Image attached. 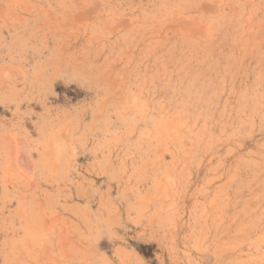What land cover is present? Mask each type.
Returning <instances> with one entry per match:
<instances>
[{
	"label": "rangeland",
	"instance_id": "1",
	"mask_svg": "<svg viewBox=\"0 0 264 264\" xmlns=\"http://www.w3.org/2000/svg\"><path fill=\"white\" fill-rule=\"evenodd\" d=\"M0 264H264V0H0Z\"/></svg>",
	"mask_w": 264,
	"mask_h": 264
},
{
	"label": "bare ground",
	"instance_id": "2",
	"mask_svg": "<svg viewBox=\"0 0 264 264\" xmlns=\"http://www.w3.org/2000/svg\"><path fill=\"white\" fill-rule=\"evenodd\" d=\"M164 3H165V2H164ZM155 14H157V13H155ZM161 22H162V21H161ZM178 25H179V24H178ZM176 26H177V25H176ZM176 26H175V27H176ZM175 27H173V28H175ZM195 27H196V26H195ZM200 28H201V27H200ZM176 30H178V28H177ZM198 30H199V29H198ZM201 30H202V29H201ZM174 31H175V29H174Z\"/></svg>",
	"mask_w": 264,
	"mask_h": 264
}]
</instances>
